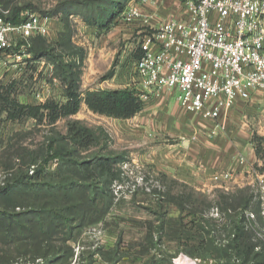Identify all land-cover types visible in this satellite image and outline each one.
Instances as JSON below:
<instances>
[{
	"label": "rangeland",
	"instance_id": "rangeland-1",
	"mask_svg": "<svg viewBox=\"0 0 264 264\" xmlns=\"http://www.w3.org/2000/svg\"><path fill=\"white\" fill-rule=\"evenodd\" d=\"M67 1L0 0V9L28 6L48 16V34L28 39L32 48L50 50V54L31 52L23 46L22 53L15 49L20 58L0 57V179L7 169L25 171L27 164L20 165L24 162L41 165L51 142L66 152V159L46 164L41 179L11 195L20 204L11 212L32 213L0 232V264L26 258H41L43 264H242L243 257L233 247L236 226L253 237L255 252L264 247V91L244 102L242 120L255 158L238 179L224 174L194 181L179 177L178 164L164 158L159 162V152L184 146L167 136L160 145V137L145 131L136 118L101 115L85 106L56 121L47 109L37 116L27 111L11 116L14 102L36 106L66 101L63 69L55 66V55L73 64L82 48L80 70L88 73L82 89H106L107 85L98 86L102 76L140 55L144 36L154 31L143 22L135 25L138 18L125 17L131 5L142 0L127 3L119 20L131 31L125 39L117 31L115 41L118 29L97 34L88 24L100 13L105 15L114 1L92 5ZM184 7L175 10L182 12ZM178 17L181 13L167 19ZM18 38L13 36L12 46ZM156 110L162 116L171 108ZM193 116L196 121L198 115ZM74 120L94 130L96 143L90 149H80L67 137L68 124ZM180 152L176 151L177 158Z\"/></svg>",
	"mask_w": 264,
	"mask_h": 264
},
{
	"label": "built area",
	"instance_id": "built-area-1",
	"mask_svg": "<svg viewBox=\"0 0 264 264\" xmlns=\"http://www.w3.org/2000/svg\"><path fill=\"white\" fill-rule=\"evenodd\" d=\"M182 3L185 9L180 18L165 19L156 26L138 3L125 13L127 20L142 18L144 26L154 29L144 36L141 57L134 64L139 91L145 101L151 94L173 92L186 110L216 119L237 100L248 101L256 91H264V0ZM21 15V23L0 16L2 56L12 46L13 36L19 37L15 44L49 32L48 16L30 9ZM42 262L38 258L13 264Z\"/></svg>",
	"mask_w": 264,
	"mask_h": 264
},
{
	"label": "crops",
	"instance_id": "crops-1",
	"mask_svg": "<svg viewBox=\"0 0 264 264\" xmlns=\"http://www.w3.org/2000/svg\"><path fill=\"white\" fill-rule=\"evenodd\" d=\"M138 5H141L145 15H149V23L153 26H156L160 21L170 16H176L179 13L182 15L184 13V11L180 12L179 9L175 10V6H184L181 0H143ZM142 22V18H138L135 25H142ZM124 27L122 20H118L109 31L118 29L113 34L115 35L112 37L113 41L118 39L116 36L117 31L120 32L122 39L129 36L131 29ZM93 32L95 33L94 28ZM135 59L136 56L123 60L120 69L118 68V70L113 71L112 75L102 80L101 83L99 82L98 86L107 85L109 89L133 86L141 90V83L134 72ZM86 76H88L86 72L81 74V89L82 86H87L84 83ZM91 77L93 81L97 78L95 74ZM94 89L100 88L89 87L86 90ZM259 92L256 91L252 95V98L258 95ZM174 96L175 94L170 91H163L158 95L151 94V101H145L143 109L132 117L136 118L143 125L141 127L145 131L150 129L155 138L157 136L160 137L158 138L160 145L165 141V139L162 140L161 138L167 136L177 138V145L184 146V148L172 149L169 153L167 151L163 153L160 151L159 162L163 158L170 162H176L179 166L177 170L179 177L193 181L196 178H211L217 174H224L236 179L242 178L244 171L248 167L249 160L255 158V149L252 146L251 137L247 132V123L242 120L246 106L244 102L246 101L237 100L220 117L211 119L186 110L177 100L175 102L172 100ZM254 101L258 104L257 99ZM166 105L171 108L169 113L162 114V116L157 115L158 111L156 109H164ZM82 106L91 111L85 102L82 103ZM193 114L198 115L195 117L196 121ZM234 135L237 138L230 140L231 136L234 137ZM180 149L183 152H180V156L177 158L176 154L178 153L176 151H180ZM195 163L199 164L198 168H196L198 165L194 166Z\"/></svg>",
	"mask_w": 264,
	"mask_h": 264
},
{
	"label": "trees",
	"instance_id": "trees-1",
	"mask_svg": "<svg viewBox=\"0 0 264 264\" xmlns=\"http://www.w3.org/2000/svg\"><path fill=\"white\" fill-rule=\"evenodd\" d=\"M100 1L101 0H68L66 3H83L92 5L93 3L95 4L97 2L100 4ZM129 1L130 0H112L113 7L111 9H105V15L100 13L96 19H89L88 24L90 27L95 29L97 34L109 32L119 20V17L124 12ZM182 1L184 2L186 0ZM27 7L28 6H15L13 9H0V16L4 17L7 21L21 23L23 21V16L21 13L30 9ZM23 46L28 47L31 52H46L50 54V50L46 49L45 47L41 46L38 48H32V44L29 42V39H20L15 43L14 46H11L6 50V55L14 54L15 49H17L18 53H22L21 48ZM51 51L52 53H55L54 47L51 48ZM141 54L142 53L136 56L135 61L141 57ZM1 56L2 55L0 51V57ZM77 56L78 57L74 59L75 63L73 64L64 63V60L60 54L55 55L54 58L55 66L62 67L63 69L62 75L65 83L67 97L66 101L56 103L52 102V100H49L44 104L36 106H25L18 102H14L13 108L9 114L11 116L16 114L20 115L24 111H27L26 113L31 114L32 116H37L43 113V109H47V113L52 121H56L57 118L61 116L76 114L80 110L82 103L85 102L87 107L94 113L114 118L128 119L132 118L143 109L145 106V100L142 99L140 91L133 86L115 89L106 88L83 91L81 89L80 82L82 74L80 65H82V62H84L85 54L83 53L82 48H80ZM112 73L113 70L111 69L102 76V79H107L112 75ZM4 98L6 99L5 96H3V99ZM67 134V137L70 139V141L83 150L90 149L96 143V135L94 130L80 120H74L68 124ZM256 152L258 156H260L262 153L258 146ZM46 153L47 154L43 158V163L41 165L34 164L33 161L35 160H31L32 162L30 161L20 164L21 166H23L25 163L27 164L25 171L19 173L15 172L13 169H7L3 171V176L0 179V194L2 195L0 198V232L12 229L13 224H16L15 219H21L23 215L28 217V215L32 213L30 211L11 212V210H13L15 207H20V204L14 202V200L11 198V195L22 187H29L32 185L33 180L36 178L41 179L43 176V168L50 161L66 159V152L54 148L53 142L47 145ZM234 237L236 241L233 245L235 251L234 253L243 257L241 262L242 264H264V247L255 252L257 243H255V240H253V237L250 234L246 236V234L243 232V229L240 226H236ZM238 239L239 241H237ZM36 259L26 258V260L17 261L31 262L35 261ZM39 264H43V262Z\"/></svg>",
	"mask_w": 264,
	"mask_h": 264
}]
</instances>
